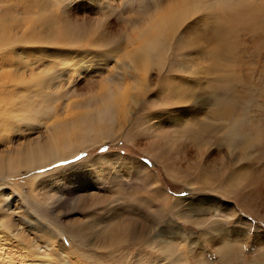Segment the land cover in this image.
<instances>
[{"label":"rangeland","instance_id":"374dc122","mask_svg":"<svg viewBox=\"0 0 264 264\" xmlns=\"http://www.w3.org/2000/svg\"><path fill=\"white\" fill-rule=\"evenodd\" d=\"M186 1L0 0V87L18 84L0 93L16 108L0 114V156L50 136L24 119L33 84L64 97L44 117L71 127L66 158L0 178V264H264V0L204 8L169 35L137 103L117 96L114 137L83 141L66 116L84 110L63 109L98 107L141 33Z\"/></svg>","mask_w":264,"mask_h":264},{"label":"bare ground","instance_id":"6f19581e","mask_svg":"<svg viewBox=\"0 0 264 264\" xmlns=\"http://www.w3.org/2000/svg\"><path fill=\"white\" fill-rule=\"evenodd\" d=\"M241 5H242L241 3L236 2L234 0H211L210 2H208V0H188L184 3H182L181 5H179L178 6L179 9H176V11L173 14H172L173 11L170 12L171 14H169L170 15L169 18L167 17V15H168L167 14L164 18H162L158 22L154 23L155 26L150 32H149V29L146 28L145 32L141 33L143 35V38H141L142 40H144L143 43L137 47V49L134 51L133 54H131V52H129L130 53L129 54L130 57L128 58L129 61L127 59V62L125 60L126 63L120 64L122 62L121 61L116 66L117 68H118V66L120 67L119 71L121 73L118 72L119 74H116L114 72V75L111 76V80L109 81L108 86H106V89H104V91L107 90V92L99 94L103 98L100 97L101 98L100 99L98 97L99 95H97L95 98L92 99V100L100 99V104L98 105V107H96V108H94V106L91 107V105L88 101H87L88 103H86L84 105V103H82L81 101L80 102L76 101V103H74V102H71L70 100H69L70 102L67 100L66 101L62 100L64 110H68L72 103L76 107H80L84 110V111L78 112L75 115L66 116L70 120V124L72 126L79 125V127L82 131L81 132L82 133L81 139L83 141L85 139L87 140V137H89L91 134H93V132H97V133H94L95 134L94 140L97 142L100 140L110 139V138L115 136L114 113H116V110L120 107V104H121V102H119L117 96L120 95L122 97L124 103L130 97H131V102L133 104L137 103L136 96L132 97V92L135 91L136 93L141 95L140 92L145 90V86L143 85V84H145L144 83L145 78L138 77V74L140 72L141 67L142 68L145 67V69L143 68L144 70H146V69L148 70L149 68L151 70L152 67H158L161 70V68L164 66L163 56H165V53H166V50L168 47V36L174 35L175 31L177 32L176 29L180 25H182L184 22H186L190 18L194 17L196 14H198L204 8L207 10L219 9L222 12H225V11L227 12V10L234 12V10H237ZM224 32L227 35H229L230 29L225 27ZM62 37L64 39L69 38L73 41V37L71 35H64ZM0 39H1L0 44L5 43V39L3 37H0ZM3 45H5V44H3ZM3 50L4 49L2 48V50L0 51L1 54L5 53L4 52L5 50L4 51ZM6 51H10V50H6ZM57 72L59 74H61L60 71H56V73ZM147 72H146V74H147ZM119 76L121 79L117 78ZM9 79H12L13 81H11ZM9 79H7V78L5 79L7 82L3 86L0 87V91H1L0 93H3L6 91V92L10 93V94H6V96L18 95L17 93H14V92H17L16 91L17 87L15 85L17 83H15V81H14L15 78H9ZM55 80H56V78L49 77V80L47 82H51V81H55ZM170 81H171V79H170ZM114 82H116V84H113ZM128 82L129 83L132 82L130 87H128L129 86ZM115 85L117 86V88L113 89V87H115ZM21 86L24 89L29 88L28 82H22ZM30 87L32 88L31 92L34 94H31L29 96L28 95L23 96L20 99V104L23 105L22 106L23 109L26 110V112L28 110V113H29V114L28 113L26 114V118H24V119H27V120L33 121V122H38V120H41V121H39V123L42 122V125L48 130V132L50 133V136H47L48 139L46 138L47 140L45 142L29 143V144L23 146L21 149H19V151L16 152V154L14 153L15 151H13V152L9 151L8 153L6 151L2 152V155L0 156V178L1 177L7 178L9 176H12L15 173L20 172L21 170L32 169L35 167L42 166L46 162L47 163L49 162V164H50V162H56L58 160L66 158V157H64V151L62 148H60V146H61V144H63L64 141H66L70 138V135L68 133H66V131L68 129H70L71 127L64 125V119H62L59 116L58 117L50 116V120H46V118H45V117H49V115H52L51 114L52 112L50 113L48 111L51 110V111L55 112V110L57 109V106H48V104L50 102L57 103L59 100L61 101V99L64 97L61 98V96H59V95L57 97H54L52 93L47 94L49 86H47L43 83H41L39 85V89H38L37 93H36L37 89L35 88L34 84ZM146 88H147V86H146ZM42 90L46 91V93H45L46 96L40 97L39 93ZM37 94H38V96H37ZM181 100H182V96L179 95L177 98V102L178 103L180 102L179 104H181ZM41 104H45L46 106L42 107V109H39L38 106L40 107ZM4 108H5V106L0 111V114H3L2 117H5L3 119H5L6 121H9L10 118L16 117V116H13V114H15L16 108H14V109H12V108H10V109L5 108L4 109ZM53 115H55V114H53ZM24 119H18V120H24ZM42 120H44V122ZM0 128H1V126H0ZM3 153H5V154H3ZM39 226L41 227V225H39ZM37 227H38V225H37ZM7 228H9V227L0 226V229H1L0 231L2 233L6 234L7 237H9L11 234ZM39 230H41V228ZM43 230H45V228ZM43 256L44 255H42V257ZM50 257H52V256H50ZM66 257H68V256H66ZM64 258H65V255H64ZM37 262L40 264L43 263L42 259H40V261H37ZM57 262L58 263L55 262V263H51V264H69L70 263V261L67 260L66 258L65 259L60 258L59 261H57Z\"/></svg>","mask_w":264,"mask_h":264}]
</instances>
